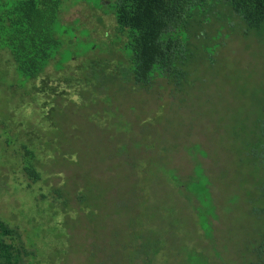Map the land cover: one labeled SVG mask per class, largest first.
Listing matches in <instances>:
<instances>
[{
    "label": "trees",
    "instance_id": "obj_1",
    "mask_svg": "<svg viewBox=\"0 0 264 264\" xmlns=\"http://www.w3.org/2000/svg\"><path fill=\"white\" fill-rule=\"evenodd\" d=\"M80 2L104 10L115 20L114 34L107 36V49L115 55L109 56L113 59L107 64H93L104 75L99 82L83 81L73 71L62 82L48 72L50 68L62 72L69 62L83 57L76 50L64 54L66 46L74 43L64 36L63 17L70 7L63 9L61 0H0V196L11 189L32 192L37 201L51 203L55 210L51 219L58 218L57 224L82 221L86 204L74 169L86 165L88 153L62 132L77 126L71 120L73 109L106 108H97L96 113H106V122L112 123L119 114L115 105L118 86L151 91L164 81L181 90L192 78L197 51L205 57L208 51H217L218 46L213 48L218 44L213 41L216 31L223 35L226 25L229 31L243 25L250 32L264 23V0H112L107 7L101 0L96 7L79 0L74 5ZM214 24L218 25L215 35ZM88 52L97 53V58L102 54L97 45ZM118 79L124 82H115ZM33 103H41L42 111L27 114ZM256 116L232 147L211 151L198 145L197 155H189L194 166L187 176L194 184L186 183L188 179L176 167H169L172 175L183 180L184 186H177L176 193L187 195L192 217L193 238L187 247L193 249H185L186 264H264V100ZM79 129L88 134L85 124ZM118 139H122L121 132L98 140L100 159L95 165L110 172L130 152L128 147H119ZM125 161L114 167L133 180L136 173ZM105 188L111 192L110 185ZM227 225H241L236 250L224 246ZM132 241L137 245L149 242L152 253L142 256L144 264L163 251L156 239L145 241L135 234ZM42 263L36 251L26 246L19 229L0 216V264Z\"/></svg>",
    "mask_w": 264,
    "mask_h": 264
},
{
    "label": "rangeland",
    "instance_id": "obj_2",
    "mask_svg": "<svg viewBox=\"0 0 264 264\" xmlns=\"http://www.w3.org/2000/svg\"><path fill=\"white\" fill-rule=\"evenodd\" d=\"M61 1L63 9L70 7L63 17L67 24L64 36L74 41L64 54L72 55L76 50L83 57L69 62L62 72L55 73L53 68L48 72L62 82L72 71L83 81L99 82L104 75L100 76L93 64H107L115 55L107 49V36L114 34V17L85 2L74 5L79 0ZM88 1L94 7L98 2ZM111 1L101 0L105 7ZM228 26L220 35L215 32L218 25H213V41L218 43L213 48L218 46L217 51H208L209 57L197 51L192 78L183 84L182 93L164 81H158L151 91L118 86L115 105L119 114L112 123L106 122V113L97 115L99 106L73 109L71 120L77 126L62 132L88 153L86 165L74 169V178L82 184L86 198L82 221L57 224L58 218L51 219L55 211L51 203L37 201L32 192L11 189L0 196V216L19 229L26 246L36 251L42 264H144L142 256H149L152 250L149 242L135 244V234L145 241L156 239L163 249L157 259L152 256V262L146 264H186L185 249H193L187 247L193 238L192 217L187 211V195L176 193L177 186H184L183 180L172 175L169 167H176L188 183L194 166L189 155H197L198 145L211 151L219 146L232 147L238 134L256 119L264 100V23L250 32L243 25L233 31ZM95 45L102 50L99 58L97 53L88 52ZM45 102L46 98L41 100ZM41 103L31 104L26 113L41 112ZM82 124L88 134L80 133ZM120 132L118 145L130 152L114 166L124 165L127 158L136 173L133 180L118 174L114 166L109 172L95 165L100 159L98 140L106 141ZM108 185L111 192L105 188ZM231 226H224V246L236 250L235 238L242 228Z\"/></svg>",
    "mask_w": 264,
    "mask_h": 264
}]
</instances>
